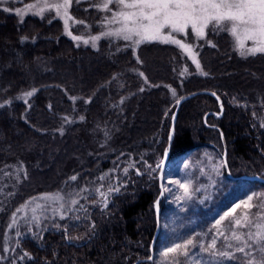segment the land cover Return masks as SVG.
<instances>
[{
    "label": "trees",
    "instance_id": "obj_1",
    "mask_svg": "<svg viewBox=\"0 0 264 264\" xmlns=\"http://www.w3.org/2000/svg\"><path fill=\"white\" fill-rule=\"evenodd\" d=\"M27 1L0 0V105L10 101L0 107V252L13 211L32 193L63 188L69 199L75 190L79 203L53 226L22 234L16 247L20 257L28 256L18 264H162L164 242L179 243L185 228L169 229L167 213L174 204L164 194L153 259L143 261L156 230V165L176 101L199 90L215 92L222 110L210 94L185 100L168 160L202 148L218 150L222 159L223 138L229 172L237 178L222 167L225 179L210 210L227 197V183L264 187L238 178H264V53L241 56L226 30L209 26L204 39L187 31L180 37L196 45L204 75L174 44L147 42L133 49L111 37H101L95 47L74 40L72 35L103 30L109 11L101 0L71 4V35L50 12L19 16L16 8ZM32 89L25 102L22 94ZM101 184V191L120 188L109 194L107 207L95 191Z\"/></svg>",
    "mask_w": 264,
    "mask_h": 264
},
{
    "label": "snow or ice",
    "instance_id": "obj_2",
    "mask_svg": "<svg viewBox=\"0 0 264 264\" xmlns=\"http://www.w3.org/2000/svg\"><path fill=\"white\" fill-rule=\"evenodd\" d=\"M73 0H62V2L50 3L49 0H37L36 3L27 5L28 10H36V14L43 16L46 11L55 10L56 17H63L65 29L68 28V21L73 19L69 15V8ZM79 3V0H76ZM110 5H115L117 11L112 12L111 19L105 18L106 24H118L119 27L109 28L107 31L101 32L98 36H92L89 39H84L80 36H73L74 40H83L85 44L92 42V46L95 47V41L101 37H115L130 41L133 49L139 47L142 43L147 42H161L166 44H174L183 49L192 59L196 65V69L203 73L200 62L197 59V53L193 50L196 45L185 43L181 39L176 38V34H185L190 28L195 34L196 39H204L206 37V29L211 26L214 30H226L234 38L237 49L241 56L255 55L257 53H264V0H104L102 7L105 10L111 11ZM4 11H10L5 8ZM22 9H16L17 14H21ZM76 23H84L83 21H74ZM71 35V33H68ZM27 39L23 37L22 40ZM245 40H251L252 46L245 47ZM211 45V42L208 41ZM215 47V45H211ZM139 61V57H137ZM187 71V69H185ZM184 73L182 72L181 75ZM143 76V73H140ZM147 78L145 77V80ZM143 90V89H141ZM36 89H32L22 94L25 98L31 97ZM175 95V90H172ZM212 95H216L212 93ZM72 99H75L73 97ZM217 99L219 97L217 96ZM179 100L177 104H179ZM10 101H5L4 107ZM49 107H51L49 105ZM222 108V105H221ZM67 121V118H65ZM83 119V117H81ZM174 119V117H173ZM264 127V124L261 125ZM172 136L169 135L171 141ZM167 153V149L165 150ZM226 155V154H225ZM227 166V160L222 159L217 165H213V171L219 172V169ZM130 168L135 167L134 163H130ZM148 165V168H151ZM161 167L160 164L156 165V169ZM187 167V165H186ZM22 170V166H21ZM128 168L124 169L127 173ZM137 174H141L137 169ZM77 176L70 177V180L75 181ZM100 180H104L105 177H100ZM163 179V177H161ZM169 184L177 185L183 190V194L176 197L177 200L190 199L195 191L198 189L192 188V182L190 179L184 180H169ZM163 191H171L170 188H164ZM104 185L96 188L95 191L103 198L102 203L107 207V200L109 194L113 192H119V187L108 186L107 191H101ZM88 191V189H81V192ZM264 193H253L247 196L246 200H240L239 204H235L229 211L224 212L219 219L215 221L213 229H215V235L210 242L205 244L197 237H193L183 241V243L172 244V246H165L160 252L162 258V264H181L180 257H189L193 248H199L202 253L209 254L210 257H221L226 259H236V253L242 254L244 259H241V264H264V223H253L249 219V211L254 208L264 209ZM254 198L261 199L260 204L256 205L251 203ZM38 198L33 197L32 203H35ZM44 201L50 203H57L58 207L52 209L54 214H59L61 219L67 215L69 208L66 211H61L65 208V197L60 193L45 194L40 197ZM70 205H77L79 201L75 198L70 200ZM155 206L159 207V200L156 201ZM27 207V203L22 206ZM81 207H83L81 205ZM243 207L244 211L239 217L236 215V210ZM17 209V212L21 211ZM42 205L36 203L35 207L31 209L33 215L32 220L39 226L40 216L36 215L37 209H41ZM258 216H264V212L257 213ZM77 219H79L77 217ZM226 219L229 220L228 232L226 234L223 223ZM16 213H13L12 223L9 224V228L16 225ZM255 227L256 231L244 232L242 229ZM91 228H95V224L91 225ZM17 236L21 233L17 232ZM223 238L225 241V248L228 251H220L217 249V241ZM4 251H8L7 248ZM258 253L260 259H256ZM28 256L25 253L21 259ZM3 257H0L2 259ZM148 260H152V256L147 257ZM193 264H202V261L196 259ZM212 264V262H210Z\"/></svg>",
    "mask_w": 264,
    "mask_h": 264
},
{
    "label": "rangeland",
    "instance_id": "obj_3",
    "mask_svg": "<svg viewBox=\"0 0 264 264\" xmlns=\"http://www.w3.org/2000/svg\"><path fill=\"white\" fill-rule=\"evenodd\" d=\"M74 1L76 0H73V2ZM36 2L37 0H28L25 4L17 7L16 9L23 10V12L18 15L24 16L27 14H32V15L36 14L35 9L30 11L26 7L27 5ZM49 2L50 3L62 2V0H49ZM101 2L103 3L104 0H101ZM110 8L111 11H109V14L107 15L108 19H111L112 12L117 11L115 5H110ZM46 12H50L54 16H56L55 10L46 11ZM69 15L71 16L70 11H69ZM58 18L62 20L64 25L63 17H58ZM70 25H71V20L68 21L67 29H65V25H64V29L67 34L70 32ZM116 27H119V25L118 24L109 25L105 23L104 28L101 32L107 31L109 28H116ZM188 31L192 32L190 28L188 29ZM101 32L94 35H82L80 37H83L84 39H89L92 36H98ZM181 34H176V38L183 40L185 43L191 44L187 40L182 39L180 37ZM73 36L74 35H72V37ZM111 38H115V37H111ZM232 39L235 43V38L233 36ZM97 41H95V44L97 43ZM78 42L85 44L83 40H79ZM88 45H92V42L90 41ZM251 46H252V41L245 40V47H251ZM220 156L221 153L218 150L210 149V148H202L192 153H186L179 156L175 155L174 157H171V159L167 161L163 175L164 178L163 186L164 188H170L171 191H165L164 194H167V197L169 198L168 200L172 201V203L174 204L173 210L172 209L168 210L167 213V220L169 221L168 227L171 231L173 230L177 231L178 227H180L181 229L185 228L184 230H186V231L183 230V234L182 232H180V235L183 236V240H181L179 243L181 242L183 243V241L187 239L197 237L199 240L207 244L215 235V229H213V225L215 224V221L219 219L220 216L224 214V212L229 211V209L232 208L235 204H239L240 200H246L248 195H251L253 193H264V187L255 188L253 186H249L241 183H234V184L227 183V188L224 191V195H227V197L225 198L222 204L219 203L220 206H214L210 210L209 206H211L214 195L216 193L215 188L217 185H219V182L220 184H222L223 180L225 179L224 178L225 175L223 174V170H222L223 168H220L218 173L213 171V165L219 164L222 160ZM186 179H190L192 182V188L198 189V191H195L190 199L177 200L176 197L182 195L183 190L180 189L177 185L169 184L168 181L181 180V182H184V180ZM232 190L233 192H231ZM55 193H60L65 197V201H64L65 208L62 209L61 211H66L69 208H71L72 210L76 206V205H70L69 203L72 198L77 199L75 190L70 192V199L68 198L67 190L64 191L63 188L41 190L39 192L37 191V193L35 192L34 194L33 193L30 194L13 211V213H16V220H17L16 225L12 228H9V224L12 223L13 213L11 214V216L7 221L5 231L3 233L2 251L0 252V257H3L1 261L3 262L5 261L8 264H18V262L20 261L22 262V259L19 256V252L16 247L18 238L24 233L25 234L32 233L34 229H35L34 231L37 232V230L42 225L53 226L52 224L53 220L55 221L57 219H61V216L59 214H54L52 211L53 208L58 207L57 203H50L42 199H39L45 194H55ZM228 193H230V195H228ZM33 197L38 198L35 203L31 202ZM261 199H264V197H262ZM261 199L254 198V200L251 203L258 205L260 204ZM26 203H27V207L22 208V206H24ZM36 203L42 205V208L37 209L36 211V215L40 216L39 226H37L36 222L32 220L33 213L31 209L35 207ZM21 208L22 210L17 212V209H21ZM72 211H74V209ZM243 211H244L243 207L238 208L236 210L237 217H239ZM70 212L71 211H68L67 215H69ZM261 212H264V209H260L257 207L252 208L249 211V219L252 220L254 224L264 223V216L257 215V213H261ZM179 221H181L182 223L180 224ZM222 223L226 234L230 235V232H228L229 220L226 219ZM242 231L255 232L256 229L255 227H251V228L242 229ZM17 232H20L21 235L17 236L16 235ZM164 243L165 246H169V247L172 246V240ZM224 245H225V241L223 240V238L217 241L218 250L228 251L229 249L225 248ZM5 248H7L8 251L5 252L4 251ZM254 254L256 255V259L259 260L260 259L259 254L258 253H254ZM189 258L192 262L191 264H193V261L196 259L201 260L202 264H210V262H212V264H241V259H244L242 254L240 253H236V259L210 257L209 254L200 252L198 247L193 248L191 250ZM245 264H246V259H245Z\"/></svg>",
    "mask_w": 264,
    "mask_h": 264
},
{
    "label": "water",
    "instance_id": "obj_4",
    "mask_svg": "<svg viewBox=\"0 0 264 264\" xmlns=\"http://www.w3.org/2000/svg\"><path fill=\"white\" fill-rule=\"evenodd\" d=\"M201 93H206V94L212 95V93H215V92L208 91V90H199V91L191 92V93H188V94L182 96L181 98L178 99L180 101L179 104H177L178 100L176 101V105H175L173 114L171 116V124H170V129H169V134H168V141H167L166 147L163 150V154H162V157H161V160H160V163H159L161 165V167L159 168V172H158V182H159L160 192H159L157 198L154 201L155 217H156V230L154 232V235H153V238H152V241H151V244H150V256H152V258H153V250H154L155 242H156V239H157V236H158V233H159V228H160L159 207L157 208L155 206V204H156V201L157 200L160 201V199L164 195V194L161 195V192L163 191V189L161 187L163 185V179H161V177H163L164 168H165L166 162H167V160L169 158L170 148H171V144H172V140H173V136H174V127H175V122H176V118H177V113H178L180 105L185 100H187V99H189V98H191V97H193V96H195L197 94H201ZM212 96H214V95H212ZM217 96L218 95L216 94L214 97L217 99ZM217 101H218V106H219L220 111H221L222 110V108H221L222 101H221L220 97H219V99H217ZM173 117H174V119H173ZM169 135L172 136L171 141L169 140ZM222 142H223L222 159H226V155H225L226 154V147H225V143H224L223 138H222ZM166 149H167V153H165ZM224 168H225V170L227 172V176L229 178H232V179H236L237 178V177H234V176L231 175V173L229 172L228 166H226ZM238 178L244 179V180L258 181V182L264 183V178L259 176V175H241ZM143 261H151V260H148L147 258H144Z\"/></svg>",
    "mask_w": 264,
    "mask_h": 264
}]
</instances>
